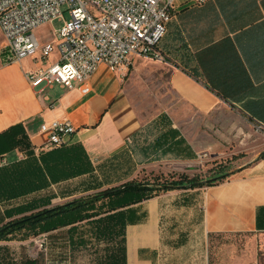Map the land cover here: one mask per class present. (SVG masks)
Listing matches in <instances>:
<instances>
[{
  "label": "crops",
  "instance_id": "crops-1",
  "mask_svg": "<svg viewBox=\"0 0 264 264\" xmlns=\"http://www.w3.org/2000/svg\"><path fill=\"white\" fill-rule=\"evenodd\" d=\"M173 11L160 43L171 88L198 118L210 116L223 127L215 125L210 133L200 125L194 136L161 116L164 126L152 136L121 71L102 63L84 83L73 89L59 84L61 91L52 95L48 88L55 83L34 85L26 72L52 63L56 51L46 60L37 51L9 63L0 53V134L18 124L36 147L47 139L43 122L70 118L77 130L66 144H82L95 168L26 196L0 200V226L13 218L6 208L46 195H55L54 202L145 173L203 171L210 167L200 155L208 154L209 147L220 149L228 137L241 140V132L250 134L251 127L264 131V0H174ZM2 38L0 29V49ZM234 122L232 128L242 130L230 136ZM7 140L0 135V164L4 157L12 161L21 155L20 146ZM263 153L216 174L219 180L212 185L160 190L46 232V264H78L82 257V264H264ZM15 233L0 240L2 264L12 261L8 255L27 240L28 234L19 241L11 238ZM61 243L69 253L65 258L58 254Z\"/></svg>",
  "mask_w": 264,
  "mask_h": 264
},
{
  "label": "built area",
  "instance_id": "built-area-1",
  "mask_svg": "<svg viewBox=\"0 0 264 264\" xmlns=\"http://www.w3.org/2000/svg\"><path fill=\"white\" fill-rule=\"evenodd\" d=\"M64 6L70 18L56 30L55 40L41 44L35 30L63 18ZM173 10L174 0H0L5 61L20 62L37 51L46 60L56 51L52 63L26 72L34 85L59 83L73 89L90 79L102 63L124 75L136 57L165 60L160 43ZM76 130L70 118L43 122L41 132L47 139L34 147L35 152L65 144ZM207 156L201 154L200 160ZM1 162L8 160L4 157ZM35 241L46 248L47 233L37 235Z\"/></svg>",
  "mask_w": 264,
  "mask_h": 264
},
{
  "label": "trees",
  "instance_id": "trees-1",
  "mask_svg": "<svg viewBox=\"0 0 264 264\" xmlns=\"http://www.w3.org/2000/svg\"><path fill=\"white\" fill-rule=\"evenodd\" d=\"M1 137L7 136L14 146H20L23 158L0 164V200L16 199L81 174L94 171L84 146L79 143L62 144L50 150L35 152L20 125L9 128ZM264 156V153L263 155ZM143 179H133L87 196H79L64 203L48 207L55 195H46L6 208L8 217H13L0 226V240L10 233L23 229L35 230L37 235L62 226L98 215L101 211L115 210L128 204L149 198L160 190L212 185L217 180L198 179L187 173L150 174ZM225 177V176H223ZM219 180V178H217ZM99 188V186L93 187ZM108 200L105 203V200ZM101 203L100 206L98 203ZM99 207H103L100 210ZM105 210V211H106ZM20 215V216H18ZM0 246V264L3 262Z\"/></svg>",
  "mask_w": 264,
  "mask_h": 264
},
{
  "label": "rangeland",
  "instance_id": "rangeland-1",
  "mask_svg": "<svg viewBox=\"0 0 264 264\" xmlns=\"http://www.w3.org/2000/svg\"><path fill=\"white\" fill-rule=\"evenodd\" d=\"M63 9L65 10L63 18L56 19L53 22L41 26L35 30L41 42L46 43L55 40L56 30L61 28L65 21L70 18L69 11L65 6ZM4 52L5 51L2 47L0 49V53L2 55L1 59L3 62H6ZM165 61L166 58L165 60H157L153 58L136 57L133 63L129 66L126 73L124 75L122 74L124 85L131 102L133 103L142 120L149 121L148 125H151L152 132L149 130V132H151L149 135L154 136L158 133V130L163 128L160 126H164V123H159L158 120L161 116L171 117L170 119L172 122L174 121L177 126L182 125L186 127L187 130L194 136L197 134V127H200V125L202 126L203 130H207L210 133L215 125H220L221 127L223 124L221 122L220 124L215 123V121L213 122V118L210 116H199L198 118L196 112L178 98L171 88L169 81V69L164 64ZM44 84L46 83H43L42 85ZM48 89L49 93L52 95L61 91L59 83H55L52 88ZM197 118L200 121L198 124L196 123ZM224 119H227V116ZM183 120L186 122H183ZM234 125H237L236 122L230 123L229 128H232ZM241 127H243V124ZM240 129H229L230 136H236V133H238ZM248 131L250 134H244V132H241L243 136L241 140L226 137L227 141L223 139L224 145L222 144L223 146H221V148L218 150L216 147H209V149H207L208 156L205 160L207 161L206 164L210 168H205L203 171H195L193 174H191V176L198 179H209L220 172H226L249 159L255 158L258 152H263L264 131L256 127H251V129ZM209 141H211V138H209ZM236 145L237 149H235L237 151L234 152V147ZM150 174L151 173H145L144 175L137 178L143 179L146 176H148L147 178H150ZM106 188L109 187H99L82 195L54 201L52 204L48 205V207L64 203L67 200L73 199L75 197L87 196L88 194H93ZM100 204L101 203L99 202L98 205L100 206ZM102 208L103 207H99L100 210H103ZM25 234H28L27 238ZM36 235L37 234L35 233V230H31L28 233L27 231H17V233H15V235H13L11 238L17 241L24 238L27 240L26 242L19 243L20 248H18L17 251H14L12 255H8L9 258L11 257L12 261H6L7 264H46V257L49 258L50 255L45 253V248L41 247L39 243L35 241ZM61 240L64 242V235L62 236ZM61 245L62 250L58 254L65 258L69 253L67 252V247L64 246L65 244L61 243ZM25 248L28 251H25ZM50 248L51 237L49 249ZM87 252L88 251L81 255H88ZM54 254H57V251H54ZM83 259L84 257L81 258L78 264H82L84 262ZM261 259L264 261V256H262ZM72 264L74 263L72 262Z\"/></svg>",
  "mask_w": 264,
  "mask_h": 264
},
{
  "label": "water",
  "instance_id": "water-1",
  "mask_svg": "<svg viewBox=\"0 0 264 264\" xmlns=\"http://www.w3.org/2000/svg\"><path fill=\"white\" fill-rule=\"evenodd\" d=\"M217 178H218V177H213V178H211V179L215 181V180H217Z\"/></svg>",
  "mask_w": 264,
  "mask_h": 264
}]
</instances>
